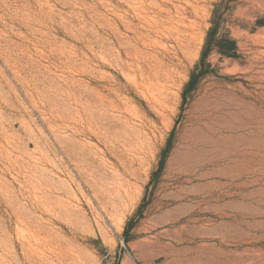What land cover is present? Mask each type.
Masks as SVG:
<instances>
[{"label": "rangeland", "instance_id": "1", "mask_svg": "<svg viewBox=\"0 0 264 264\" xmlns=\"http://www.w3.org/2000/svg\"><path fill=\"white\" fill-rule=\"evenodd\" d=\"M0 264H264V0H0Z\"/></svg>", "mask_w": 264, "mask_h": 264}]
</instances>
